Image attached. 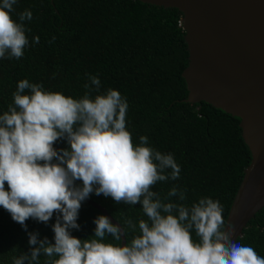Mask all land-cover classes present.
Instances as JSON below:
<instances>
[{
  "label": "clouds",
  "instance_id": "9594fccd",
  "mask_svg": "<svg viewBox=\"0 0 264 264\" xmlns=\"http://www.w3.org/2000/svg\"><path fill=\"white\" fill-rule=\"evenodd\" d=\"M16 3H0V58L19 60L29 45L23 21L32 12L20 13L18 23L12 17ZM89 80L80 98L20 80L13 103L0 114V207L25 230L30 218L48 223L56 216L54 243L29 233L30 256L14 257L13 264L39 261L41 253L45 264H264L254 248L233 240L235 229L226 225L219 200L202 197L189 206L178 186L163 199L152 190L178 180L181 167L172 154L149 146L147 136L135 144L126 127V98L111 88L100 93L97 76ZM60 140L70 147L58 150ZM92 193L118 205L139 203L147 219L137 230L131 219L121 228L99 215L94 236L77 238L72 230H79L82 202ZM109 236L127 243L106 242Z\"/></svg>",
  "mask_w": 264,
  "mask_h": 264
},
{
  "label": "trees",
  "instance_id": "16d2710c",
  "mask_svg": "<svg viewBox=\"0 0 264 264\" xmlns=\"http://www.w3.org/2000/svg\"><path fill=\"white\" fill-rule=\"evenodd\" d=\"M13 7L12 17L18 23L20 13L32 12V19L23 21L29 45L19 60L0 58V114L13 103L20 80L80 98L87 91L83 86L90 84L89 76H97L100 93L111 88L126 98V127L133 142L138 145L140 136H147L149 146L172 154L181 167L178 180L158 182L152 190L163 199L178 186L186 190L184 203L189 206L202 197L219 200L226 222L251 156L242 139L240 119L203 102H184L188 91L182 73L188 66V51L182 14L137 0H17ZM36 36L39 43L34 42ZM54 146L58 150L70 147L66 140ZM88 199L104 208L121 228L131 219L138 230L139 220L147 219L139 203L118 205L95 193ZM169 199L178 201V197ZM99 215L82 202L80 228L73 229L72 235L93 237ZM55 221V215L48 223L30 218L25 230L0 207V264H13L19 255L30 256L29 233L54 243ZM129 233L130 240L133 234ZM193 238L198 239L195 232ZM106 242L120 243L111 236ZM238 242L264 257V207L248 222ZM46 259L41 253L39 261L24 264H45Z\"/></svg>",
  "mask_w": 264,
  "mask_h": 264
},
{
  "label": "water",
  "instance_id": "95a60500",
  "mask_svg": "<svg viewBox=\"0 0 264 264\" xmlns=\"http://www.w3.org/2000/svg\"><path fill=\"white\" fill-rule=\"evenodd\" d=\"M137 1L182 14L188 51L184 102H203L240 119L251 161L226 220L235 241L264 207V0ZM84 202L118 224L104 208Z\"/></svg>",
  "mask_w": 264,
  "mask_h": 264
}]
</instances>
